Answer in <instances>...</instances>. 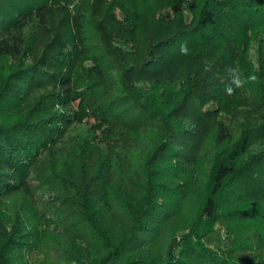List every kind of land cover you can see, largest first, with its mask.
<instances>
[{
    "label": "trees",
    "instance_id": "obj_1",
    "mask_svg": "<svg viewBox=\"0 0 264 264\" xmlns=\"http://www.w3.org/2000/svg\"><path fill=\"white\" fill-rule=\"evenodd\" d=\"M57 1L0 0V58L23 59L0 86V115L18 106L27 96L28 88H39L46 82L66 89L78 59L88 53L89 45L82 35L88 19L86 13L79 11L66 17L65 30L57 31L44 43L37 59L25 62L42 37L53 32L52 14ZM247 22L249 27L245 25ZM247 31L258 36L260 43V35L264 36V0H203L196 20L192 17L186 24H177L153 41L139 63L128 65L129 78L153 82L152 89L141 91L136 85L122 88L103 107L104 119L113 121H102L99 129L96 126L92 131L87 130L95 136L87 137L86 141L99 147L104 143L109 145L107 138L95 139L97 130L107 126L112 127L109 132L113 137H117L115 132L121 124L151 126L157 130L141 166L143 175L137 180L144 188L141 200L135 203L125 200L122 195L129 196L120 185L113 201L115 213L105 210L107 199L92 200L93 193L106 191L111 181L110 171H103L96 164L94 173L82 178L78 173L67 179L68 198L75 200L73 204L80 205V209L75 222L74 217L67 223L61 220L65 228L63 236L50 239L31 234L17 219L0 218V264H264V251L257 250L243 257L233 249L217 251L204 243L211 224L217 222L220 201L225 195L242 194L252 204L250 210L264 208V148L244 158L254 139L259 138L252 126L243 127L237 139L215 156L210 169L211 181L189 232L180 240L171 239L161 251L148 249L157 234L156 226L171 213L158 208L159 196L153 192L155 173L151 165L173 159L182 165L183 171L188 169L201 145L204 126L210 120H213L216 143L227 141L233 134V124L223 120L224 116L214 121L221 107H215L217 101L208 100L198 84L167 75L169 62L197 55L206 64L205 54L211 48L219 50V47L237 45L241 33ZM182 43L187 45L186 55L181 54ZM241 46L246 47L244 42ZM127 81L126 77L121 79V86L128 84ZM142 95L146 96L144 102L140 99ZM125 98L129 105L136 104L137 113L129 121H120L130 116L127 115L130 110L120 111L115 106ZM54 118L61 121L0 120V199L22 187V176L41 159L44 164L49 150L75 122L66 121V115ZM184 119L190 121H181ZM120 137L123 139L125 135ZM55 177L60 180L58 175Z\"/></svg>",
    "mask_w": 264,
    "mask_h": 264
},
{
    "label": "rangeland",
    "instance_id": "obj_2",
    "mask_svg": "<svg viewBox=\"0 0 264 264\" xmlns=\"http://www.w3.org/2000/svg\"><path fill=\"white\" fill-rule=\"evenodd\" d=\"M202 2L203 0L56 2L52 14L53 32L42 37L35 52L28 55L25 62L37 59L44 43L56 35L57 31L65 30L66 17L79 11L86 13L88 19V24L82 29L85 43L89 45L88 53L78 59L72 81L66 89L47 85L46 82L39 88H28L27 96L20 100L18 106L1 114L0 120L27 118L39 121L44 118L47 121H61L54 116L66 115V121L75 122L68 126L66 135L58 144L49 150L48 157H44V164L41 159L36 167L22 176V187L0 199V218L17 219L31 234L48 236L50 239L58 237L57 235L63 236L65 228L60 223H67L73 217L75 222L80 209V205L73 204L75 200L68 198L67 179L78 173L81 178L94 173L96 164H100L101 170L110 171L111 181L106 186V191L93 193L92 200L96 202L98 197L99 201L107 199L105 210L115 213L113 201L119 193V185L129 196L127 198L122 195L125 200L131 199L134 203L141 200L144 188L137 184V180L142 174V163L157 130L151 126L142 128L121 124L115 132L120 138L118 139L110 135L112 127L107 126L105 130H101L103 132L97 130L95 139L107 138L109 142V145L104 143L100 147L86 142L89 139L87 137L95 136L88 134L87 130L92 131L96 126L99 129L102 121H113L104 119L106 112L103 107L122 88L136 85L141 91L152 89L153 82L129 78L128 65L139 63L145 57L148 46L175 25L186 24L192 17L196 20ZM250 22L245 25L249 27ZM259 38H262L260 43L257 41L258 36H253L251 32L241 33L237 45L219 47V50L211 48L205 54L206 64L197 55L182 56L169 62L167 75L172 79L183 78V81L198 84L208 100L217 101L215 107H221L214 121L224 116L223 120L232 122L233 134L227 141L216 143L213 120H210L204 126L201 145L188 169L183 171L182 165L173 159L161 160L151 165L155 173L153 192L159 196L158 208L171 212L156 226L157 234L148 246L151 251H161L171 239L180 240L184 233L189 232L211 181L210 169L215 156L237 139L243 127L252 126L253 131L259 135L244 158L264 148V36L260 35ZM242 42L246 47L241 46ZM22 60L20 57L0 58V86L12 71L19 68ZM231 66H237L243 76L248 78V82L242 88H237L232 95H227L225 87L230 83L227 69ZM124 77L128 84L121 86L120 81ZM59 97L61 100L57 99ZM145 98L142 95L140 99L144 102ZM126 101L125 98L115 105L117 110H130V114H127L130 116H125L120 121H129L137 113L134 108L136 104L129 105ZM205 107L207 104L203 108ZM120 135L125 137L122 139ZM54 169L57 170L56 173L53 172ZM243 198L244 195L235 193L222 197L217 222L211 224V231L204 239L209 248L217 251L233 249L234 253L243 257L256 253L257 250L264 251V208L261 206L250 210L252 204Z\"/></svg>",
    "mask_w": 264,
    "mask_h": 264
},
{
    "label": "clouds",
    "instance_id": "obj_3",
    "mask_svg": "<svg viewBox=\"0 0 264 264\" xmlns=\"http://www.w3.org/2000/svg\"><path fill=\"white\" fill-rule=\"evenodd\" d=\"M180 51L182 55L188 54V49L186 44H181ZM230 83L226 85L225 92L227 95H232L237 88H242L247 82L248 78L243 76L237 66H231L227 69ZM254 79V77L252 78Z\"/></svg>",
    "mask_w": 264,
    "mask_h": 264
}]
</instances>
